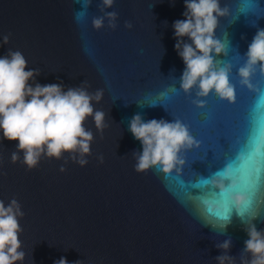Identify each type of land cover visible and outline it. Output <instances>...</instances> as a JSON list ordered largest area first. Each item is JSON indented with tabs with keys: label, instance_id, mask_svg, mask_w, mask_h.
Wrapping results in <instances>:
<instances>
[{
	"label": "water",
	"instance_id": "1",
	"mask_svg": "<svg viewBox=\"0 0 264 264\" xmlns=\"http://www.w3.org/2000/svg\"><path fill=\"white\" fill-rule=\"evenodd\" d=\"M100 2L92 0L77 23L75 13L84 11L77 0H0V56L8 49L21 51L29 69H40V84L63 82L67 88L87 81L89 91L102 89L103 98L94 108L105 113L107 125L101 134L88 118L85 126L94 142L83 167L42 158L29 170L11 162L18 141L0 142V200L7 204L16 198L22 206L23 264H53L61 257L69 264H217L215 257L222 253L215 245L228 237L229 255L239 264L248 237L232 195L249 198L240 212L249 221L258 216L253 223L264 230V183L253 191L244 157L232 159L244 143L249 106L258 95L241 87L237 72L257 29H264V0H220L228 14L219 18L216 35L228 55L218 63L233 65L236 100L222 101L212 93L204 108L192 103L194 93L179 90L184 63L174 50L172 24L184 18V0H115L106 11L119 14L118 27L109 29L105 21L97 31L92 18L102 15ZM125 21L133 27L126 28ZM252 83L264 92L259 70ZM173 84L176 91L161 98ZM152 103L167 111L162 105L149 107ZM137 113L145 120H182L198 146L182 149L178 155L183 164L168 173L159 167L136 172L132 152L142 148L128 122ZM227 166L237 187L220 193L206 178ZM224 214L231 223L220 235L222 228L214 230L210 224L222 225Z\"/></svg>",
	"mask_w": 264,
	"mask_h": 264
},
{
	"label": "clouds",
	"instance_id": "2",
	"mask_svg": "<svg viewBox=\"0 0 264 264\" xmlns=\"http://www.w3.org/2000/svg\"><path fill=\"white\" fill-rule=\"evenodd\" d=\"M170 2L175 3V0ZM77 3L84 10L75 13V19L79 23L85 18L92 0H77ZM114 3L115 0H101L98 9L102 15L92 18L95 30L104 28L105 21L109 29L115 30L118 27L119 14L106 11ZM184 7V18L177 19L172 24L176 41L174 50L184 63L183 72L178 79L179 90L185 95L194 93L192 103L198 108L206 106V98L212 93L222 101L235 102L236 87L230 80L233 65L230 62L223 66L218 63L219 57L228 55L223 39L216 35L219 18L226 16L228 9L220 6V0H184ZM164 24L167 26V21ZM125 27L131 29L133 25L125 21ZM9 35L3 37V44L9 42ZM243 56L246 57L245 62L237 72L240 85L256 91L252 78L257 70L264 75V29H257ZM40 74L39 68H28L27 60L19 50L8 49L5 55L0 56V142L5 139L18 141L16 149L11 152V162L19 161L29 170L35 168L42 158L64 159L65 164L70 160L81 167L86 166V157L91 155V144L94 142L93 132L85 126L88 118L92 119L101 134L107 127L105 113L94 108V104L102 100L103 90L89 91L91 85L87 81L77 87L67 88L63 82L40 84L36 82V77ZM169 91H176L175 84L162 92L161 98L166 97ZM158 105L162 104L152 103L148 106ZM165 110L167 111L166 108ZM128 131L140 142L142 148L141 151L132 152L134 170L138 173L152 167H159L168 173L176 164H183L178 155L182 149H190L194 143L198 146V142L190 135L188 126L178 118L172 121L145 120L142 114L137 113L129 120ZM98 159L103 163L102 155ZM65 170L64 166L60 167L61 172ZM221 172L222 178H216ZM206 180L220 193H227L229 189L237 187L230 166L218 170ZM231 199L237 216L245 224L244 230L248 237L240 252L239 264H264V230H258L253 223L258 216L251 217L249 221L240 212L249 198L243 194H235ZM209 208L219 211L213 205H209ZM23 216L22 206L16 198H12L7 204L0 200V264H23L26 256L20 240L23 232L20 219ZM224 219L226 222L222 225L210 224L214 230L222 228L220 235L226 234L231 223L230 216H225ZM215 247L222 253L215 257L217 264H237V257L229 255L231 237L216 243ZM53 264L69 262L61 257ZM72 264H82V261L77 260Z\"/></svg>",
	"mask_w": 264,
	"mask_h": 264
},
{
	"label": "snow or ice",
	"instance_id": "3",
	"mask_svg": "<svg viewBox=\"0 0 264 264\" xmlns=\"http://www.w3.org/2000/svg\"><path fill=\"white\" fill-rule=\"evenodd\" d=\"M257 93L255 100L249 106L244 143L239 153L232 158L235 161L244 157L245 177L253 191L258 183H264V92L257 87ZM254 203V197L252 196L251 208ZM224 215L226 216V214Z\"/></svg>",
	"mask_w": 264,
	"mask_h": 264
}]
</instances>
